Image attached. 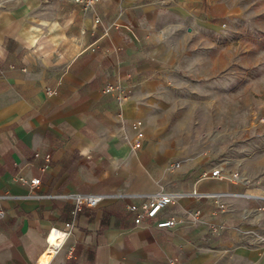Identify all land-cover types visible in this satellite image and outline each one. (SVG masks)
<instances>
[{
  "label": "crops",
  "instance_id": "1",
  "mask_svg": "<svg viewBox=\"0 0 264 264\" xmlns=\"http://www.w3.org/2000/svg\"><path fill=\"white\" fill-rule=\"evenodd\" d=\"M196 2L101 0L91 13L72 0H0V264H264V189L211 176L223 162L181 157L147 120L204 21ZM110 83L122 99L104 92ZM160 191L178 195L157 219L194 208L201 218L137 224L133 196ZM65 193L103 197L74 213L53 196Z\"/></svg>",
  "mask_w": 264,
  "mask_h": 264
},
{
  "label": "rangeland",
  "instance_id": "2",
  "mask_svg": "<svg viewBox=\"0 0 264 264\" xmlns=\"http://www.w3.org/2000/svg\"><path fill=\"white\" fill-rule=\"evenodd\" d=\"M196 3L204 21L192 28L173 85L147 120L162 126L181 157L221 161L264 189V0Z\"/></svg>",
  "mask_w": 264,
  "mask_h": 264
},
{
  "label": "built area",
  "instance_id": "3",
  "mask_svg": "<svg viewBox=\"0 0 264 264\" xmlns=\"http://www.w3.org/2000/svg\"><path fill=\"white\" fill-rule=\"evenodd\" d=\"M74 3L81 6L83 11L85 12H91L96 13V9L98 4L101 2V0H72ZM96 23L100 22V18L96 15L95 16ZM45 91L47 93H51V88L46 87ZM105 93H116L120 96V98H123V87L119 83H110L104 88ZM264 120V119H263ZM142 126H143V120L138 119L133 122L132 128L136 131V141L134 142V147L139 148L143 144L144 139V133L142 132ZM211 176L219 177L222 179H229V180H235V181H247L245 178H239L236 174H229L224 170L222 166H217L214 170L210 173ZM19 181L24 183H29L33 186H37L40 184L41 180L38 177L31 178L27 180L24 176L19 177ZM176 192L171 191H160L159 193L147 196L144 199H141L140 202H138V195H135L133 197L136 198L134 202L128 205V209L131 211H134L136 213L135 222L137 224L147 221V222H154L157 227L159 228H168L173 227L179 222L185 221L189 222L191 225H194L197 223V221L201 218L202 212L200 209L194 208L189 209L185 216H171L167 219H157L158 214L164 210L168 205H170L177 197ZM191 195H195L200 198H209V197H218L220 195L210 192H202L198 191L197 189H193L191 192ZM54 197H60V198H68L71 199L74 203V213L80 211L84 207H97L101 200L102 195L96 194V193H65L61 195H53ZM262 199H264V195L261 196ZM220 208H224V204H220ZM5 217V210L0 205V219ZM224 230H226V227L224 225H214L211 228V231L219 235ZM55 234V242L57 239L60 238L59 234L55 233V229H52L50 231L49 237ZM57 249L54 248L53 251L55 252ZM75 248L71 246L69 248V252L73 253Z\"/></svg>",
  "mask_w": 264,
  "mask_h": 264
}]
</instances>
